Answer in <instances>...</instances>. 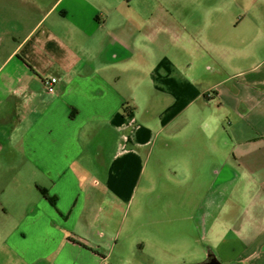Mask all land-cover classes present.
Here are the masks:
<instances>
[{
  "label": "crops",
  "instance_id": "1",
  "mask_svg": "<svg viewBox=\"0 0 264 264\" xmlns=\"http://www.w3.org/2000/svg\"><path fill=\"white\" fill-rule=\"evenodd\" d=\"M171 2L0 0V264L107 263L139 188L264 264V0ZM149 166L195 193L151 195Z\"/></svg>",
  "mask_w": 264,
  "mask_h": 264
},
{
  "label": "rangeland",
  "instance_id": "2",
  "mask_svg": "<svg viewBox=\"0 0 264 264\" xmlns=\"http://www.w3.org/2000/svg\"><path fill=\"white\" fill-rule=\"evenodd\" d=\"M191 0H174L171 4L188 5ZM151 165V164H150ZM157 172V173H156ZM160 171H155L148 167L145 170L143 187H150L151 195L159 194L162 190L169 189L171 194H192L195 193V187L188 181H179V178L173 171L166 169L163 175ZM158 174V175H157ZM239 189V187H238ZM145 190L137 191L133 201L126 205L119 204L115 211L122 222L125 221L130 226L137 212H140L141 220L134 223L128 231L121 233L117 244L114 243V249L108 256V264H199L203 263L208 254L214 249L209 247V235L203 230L202 222L199 218L181 219L179 217L172 219L166 214L154 215L152 213H143L138 206L139 195H144ZM238 198H228L226 206L229 208V220L233 217L243 214L246 210L247 195L244 191ZM239 202V203H238ZM190 206V203L188 204ZM146 211L147 207L145 208ZM144 209V210H145ZM189 209V208H188ZM186 228L187 232L182 231ZM126 229V228H125ZM114 242V241H113ZM211 250V251H210ZM218 259V258H217ZM218 261L222 263L219 259ZM225 264V263H222ZM233 264V263H230Z\"/></svg>",
  "mask_w": 264,
  "mask_h": 264
},
{
  "label": "built area",
  "instance_id": "3",
  "mask_svg": "<svg viewBox=\"0 0 264 264\" xmlns=\"http://www.w3.org/2000/svg\"><path fill=\"white\" fill-rule=\"evenodd\" d=\"M57 81H58L57 77L46 78L44 80V85H45L48 92L54 91V85ZM105 264H107V263H105Z\"/></svg>",
  "mask_w": 264,
  "mask_h": 264
},
{
  "label": "water",
  "instance_id": "4",
  "mask_svg": "<svg viewBox=\"0 0 264 264\" xmlns=\"http://www.w3.org/2000/svg\"><path fill=\"white\" fill-rule=\"evenodd\" d=\"M212 254L211 253H209L208 254V257L209 256H211ZM213 256V259L211 260V264H222V263H220L219 261H218V259L214 256V255H212ZM199 264H204V263H199Z\"/></svg>",
  "mask_w": 264,
  "mask_h": 264
},
{
  "label": "flooded vegetation",
  "instance_id": "5",
  "mask_svg": "<svg viewBox=\"0 0 264 264\" xmlns=\"http://www.w3.org/2000/svg\"><path fill=\"white\" fill-rule=\"evenodd\" d=\"M213 259V256H209L206 258V260L203 262L204 264H211V260Z\"/></svg>",
  "mask_w": 264,
  "mask_h": 264
},
{
  "label": "trees",
  "instance_id": "6",
  "mask_svg": "<svg viewBox=\"0 0 264 264\" xmlns=\"http://www.w3.org/2000/svg\"><path fill=\"white\" fill-rule=\"evenodd\" d=\"M213 255V254H212Z\"/></svg>",
  "mask_w": 264,
  "mask_h": 264
}]
</instances>
